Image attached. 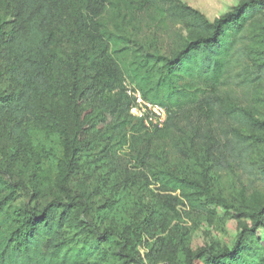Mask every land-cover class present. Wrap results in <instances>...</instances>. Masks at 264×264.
<instances>
[{
	"label": "rangeland",
	"instance_id": "obj_1",
	"mask_svg": "<svg viewBox=\"0 0 264 264\" xmlns=\"http://www.w3.org/2000/svg\"><path fill=\"white\" fill-rule=\"evenodd\" d=\"M175 1L211 21L244 0ZM165 2L153 6L138 1L128 6L118 0L107 2L105 11L94 18L95 34L110 44L115 61L133 68L145 53L169 55L180 47L188 34L186 21L174 10L166 11ZM23 6L22 0H0L4 30ZM90 11L85 1L69 0L63 19L55 25L52 52L58 61V81L43 101L61 127L28 124L27 151H20L8 130L0 128V179L15 185L8 212L20 207L40 209L56 197L66 200L67 194L82 199L78 211L82 225L99 233L109 228L114 235L109 242L88 238L94 250L79 264H137L135 260L184 264L187 249L232 247L242 228L252 225L238 214L264 207V131L254 132L261 142L247 140L251 151L245 161H231L230 168H221L213 165L192 131L188 137L164 135L147 144L142 141L145 135L133 126L134 119L122 116L121 121L112 113L105 102L108 94L101 100L69 101L58 76L63 75L68 83L77 74L85 76L84 70L77 73L74 63L80 53V61L87 62L89 42L87 33H79L73 21ZM232 60L223 89L252 117L264 120V12L252 18ZM11 91L13 82L0 60V93ZM241 132L251 134L245 129ZM63 169L67 175L60 181ZM158 171L198 181L231 208L212 204L208 211L190 206L179 191L161 189L153 175ZM7 192L3 190L0 197ZM199 199L204 201V196ZM65 233L81 238L78 247L87 234L78 226L67 227ZM252 233L246 241L249 246L264 240V226ZM120 235L125 248L120 247Z\"/></svg>",
	"mask_w": 264,
	"mask_h": 264
},
{
	"label": "trees",
	"instance_id": "obj_2",
	"mask_svg": "<svg viewBox=\"0 0 264 264\" xmlns=\"http://www.w3.org/2000/svg\"><path fill=\"white\" fill-rule=\"evenodd\" d=\"M82 1L91 8L90 14L75 16L73 24L79 33H87L89 52L85 64L79 59L81 53L75 56L74 68L77 73L79 69L84 70L85 76L81 78L77 74L71 83L64 80L63 75L58 76L66 87L64 94L69 101L77 104L84 97L101 100L108 94L110 98L105 102L112 113L121 121L122 116L134 119L133 126L145 135L142 141L147 144L164 135L188 137V132L192 131L213 165L230 168L231 161H245L251 151L246 142L248 139L253 143L262 141L254 132L264 131V120L252 117L238 105L223 89V82L232 70L233 55L243 32L255 15L264 12V0L241 1L211 21L187 5L166 0V11L174 10L184 17L188 34L180 47L169 55L145 53L140 64L133 68L115 61L109 51L110 44L102 42L95 34L94 18L99 17L112 0ZM118 1L126 6L137 1L153 6L161 0ZM22 2L24 6L17 10L10 28L4 30L0 26V60L13 82V91L0 93V128L8 130L20 151H27L30 149L28 124L61 127L53 109L43 100L58 81L55 82L58 61L52 52L54 30L56 22L63 19L69 0ZM126 81L133 84L145 100L167 109L168 117L162 127L146 128L141 119L130 114L132 100L125 92ZM242 129L251 134H243ZM62 173L60 181L67 175L66 169ZM153 175L162 190L179 191L192 207L209 211V205L217 204L231 208L198 181L165 171ZM5 189L8 192L0 197V264H79L94 250L88 238L109 242L114 235L109 228L99 233L82 225L78 211L83 200L77 196L67 194L66 200L56 197L40 209L20 207L9 213L7 207L15 198V185L5 184L0 179V193ZM202 195L204 201L199 199ZM238 215L250 219L252 225L242 228L232 247L187 249L184 264H263L264 240L258 239L254 246L246 241L255 229L264 226V207H251ZM77 226L87 232L79 247L81 238L65 233L67 227ZM120 242V247L125 248L121 235Z\"/></svg>",
	"mask_w": 264,
	"mask_h": 264
},
{
	"label": "built area",
	"instance_id": "obj_3",
	"mask_svg": "<svg viewBox=\"0 0 264 264\" xmlns=\"http://www.w3.org/2000/svg\"><path fill=\"white\" fill-rule=\"evenodd\" d=\"M124 87L126 94L132 100L130 114L141 119L146 128L162 127L168 117L167 109L158 103L145 100L141 92L129 82H124Z\"/></svg>",
	"mask_w": 264,
	"mask_h": 264
}]
</instances>
